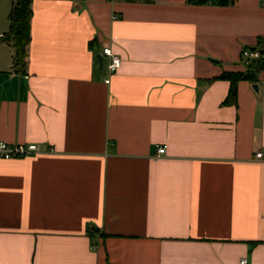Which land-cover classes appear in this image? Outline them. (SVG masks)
Segmentation results:
<instances>
[{
    "label": "crops",
    "instance_id": "obj_1",
    "mask_svg": "<svg viewBox=\"0 0 264 264\" xmlns=\"http://www.w3.org/2000/svg\"><path fill=\"white\" fill-rule=\"evenodd\" d=\"M263 1L32 0L17 71L0 0V264H264Z\"/></svg>",
    "mask_w": 264,
    "mask_h": 264
},
{
    "label": "trees",
    "instance_id": "obj_2",
    "mask_svg": "<svg viewBox=\"0 0 264 264\" xmlns=\"http://www.w3.org/2000/svg\"><path fill=\"white\" fill-rule=\"evenodd\" d=\"M32 0H12V6L8 13L9 27L5 40L13 48L12 66L17 71H24L26 65L27 46L30 40V19L32 14ZM235 0H186L193 4L215 3L218 5H230ZM260 41V38H259ZM250 48V46H245ZM257 49V48H256ZM264 49V45L261 46ZM264 68V52L259 57L250 60L243 70L224 71L217 78L227 79L230 82L227 95L223 101L233 103L236 100L237 83L239 80L255 81L257 74Z\"/></svg>",
    "mask_w": 264,
    "mask_h": 264
},
{
    "label": "built area",
    "instance_id": "obj_3",
    "mask_svg": "<svg viewBox=\"0 0 264 264\" xmlns=\"http://www.w3.org/2000/svg\"><path fill=\"white\" fill-rule=\"evenodd\" d=\"M264 6V1L262 2ZM258 49H250L243 47L241 50V61L244 65H247L250 60L260 56ZM102 56L107 57L106 70L108 75L105 78V82L109 81V75L115 72L121 65V58L118 54L114 53L109 46H103ZM44 152L43 148L39 146L36 142H26V143H12L0 140V157L12 158V157H23L32 154H38ZM165 152V145L157 147V154ZM263 153L258 151L255 153L256 158H261ZM264 215V213H263ZM92 249H95V245L91 246ZM238 264H247V258L242 257L239 259Z\"/></svg>",
    "mask_w": 264,
    "mask_h": 264
},
{
    "label": "water",
    "instance_id": "obj_4",
    "mask_svg": "<svg viewBox=\"0 0 264 264\" xmlns=\"http://www.w3.org/2000/svg\"><path fill=\"white\" fill-rule=\"evenodd\" d=\"M256 46H251L250 49H255ZM259 50L260 53H263L264 52V49H261V48H257ZM97 59H98V62H99V65L102 66V63H103V57L101 54H97L96 55ZM253 87L256 88L257 87V84L254 83L253 84Z\"/></svg>",
    "mask_w": 264,
    "mask_h": 264
}]
</instances>
